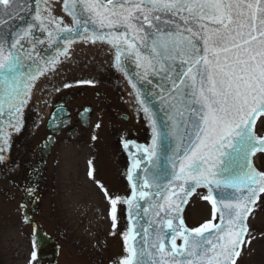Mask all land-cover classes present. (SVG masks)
<instances>
[{"label":"snow or ice","instance_id":"snow-or-ice-1","mask_svg":"<svg viewBox=\"0 0 264 264\" xmlns=\"http://www.w3.org/2000/svg\"><path fill=\"white\" fill-rule=\"evenodd\" d=\"M31 2L0 0V27L21 21L0 31V161L35 82L77 40L107 43L150 128V143L131 153L130 196L104 189L112 227L119 205L130 221L117 264H237L249 216L264 207V170L253 164L264 154L254 131L264 117V0H63L70 24L50 0ZM193 195L212 218L189 228L182 211Z\"/></svg>","mask_w":264,"mask_h":264},{"label":"flooded vegetation","instance_id":"flooded-vegetation-1","mask_svg":"<svg viewBox=\"0 0 264 264\" xmlns=\"http://www.w3.org/2000/svg\"><path fill=\"white\" fill-rule=\"evenodd\" d=\"M101 81L80 87L77 81L66 80L73 86L63 87L65 82H62L52 91L40 125L30 131V141L27 137L17 148L13 171L5 180L8 186L0 187V197L12 203L16 212L14 220L22 223L28 234L30 264H41L37 255L35 261L30 260L35 251L33 223L58 244L56 258L43 263L65 264L67 250L62 239L76 236L66 227L70 218L79 215L87 225L92 219L103 217L107 203L110 207L104 189L118 195L123 191L118 178L117 138L123 131L131 130L122 125L129 120L130 114L121 111L127 108L126 105L114 89L103 83V79ZM85 108H91V111L86 126H83L79 115ZM98 110L101 120L95 116ZM53 113L56 135H52L47 126ZM97 124L100 125L98 128ZM64 148H72L75 158H67L63 154ZM79 195L81 203L78 205L76 198ZM103 198L106 204L102 209Z\"/></svg>","mask_w":264,"mask_h":264},{"label":"rangeland","instance_id":"rangeland-1","mask_svg":"<svg viewBox=\"0 0 264 264\" xmlns=\"http://www.w3.org/2000/svg\"><path fill=\"white\" fill-rule=\"evenodd\" d=\"M77 79L84 80L81 77ZM83 84L85 83H81L80 87L85 86ZM115 88L117 91H121L118 86H115ZM98 106L100 107V105ZM42 110L40 108L36 114L37 125L41 123ZM121 111L126 112L124 109H121ZM95 116L98 118L96 114ZM130 124L131 120H128L125 125ZM263 129L264 124L260 123L259 130L262 131ZM63 154L71 159H74L76 155L72 148H64ZM69 160L67 159V162ZM257 164L261 171L264 170V154L258 157ZM5 179L8 178L0 177V186L6 184ZM80 197L79 195L76 198V204L78 205L81 203ZM105 204L106 200L101 199L102 209ZM108 210L107 203L106 211ZM15 213V207L12 203L0 200V264H30L29 237L22 223L14 220ZM185 216L189 226H199L212 218L211 208L208 202L200 196H196L190 202ZM82 220V217L75 215L67 223L66 227L69 232L74 233L76 236L62 239L65 242V248H68L65 258L66 264H107L120 256L122 247L118 220L115 228L112 227L110 216L106 214L103 217L92 219L87 225ZM250 224L251 243L246 245L238 264H264V207L256 208Z\"/></svg>","mask_w":264,"mask_h":264},{"label":"water","instance_id":"water-1","mask_svg":"<svg viewBox=\"0 0 264 264\" xmlns=\"http://www.w3.org/2000/svg\"><path fill=\"white\" fill-rule=\"evenodd\" d=\"M50 3L53 5L54 8V14L57 16H61L64 18L66 23H71L70 17L67 16V14L63 10V0H50ZM31 7L34 10V0L31 2ZM20 15H24L26 18L28 17V14L24 11L20 12ZM21 21L14 20L9 21V24L6 26L0 27V31H3L5 28L12 27L13 25L20 24ZM54 50H48L45 54L51 55L53 54ZM71 52V58L68 60H63L62 63L57 65V68L55 71H49L46 73V75L40 77L36 82L35 86L32 89L30 99L28 100V103L23 108L22 111V127L19 132L11 131V138L9 141V146L7 147L6 151L3 153L4 160L0 161V167L2 168H9L10 162H11V151L12 147L14 145V142L17 140V138L20 136V134L23 132V130L26 128V126L29 124L32 116L36 113V111L39 109L42 100L44 96L46 95L47 91L50 89L51 85L57 81L60 77L67 75V74H74L79 72H91V71H101L110 74L117 85L125 92L127 93V96L131 99L133 102V105L135 107V100L133 96L130 95V93L133 91L130 84L128 83L127 79L121 73L116 69L114 66V49L111 48L110 45L107 43H101L97 42L96 44H86L79 40H77L70 50ZM136 109V107H135ZM142 119V122L145 127V134L143 138L141 139H134V138H124L121 140V148L125 157V171H124V179L126 182V195H124L122 198L128 197L131 194L132 188L131 183L127 179V170L131 166V153L135 152V144H148L150 143V128L147 124V121L145 120L143 113H139ZM264 117H258L256 121L257 122ZM254 131L256 132V126ZM257 136H264V132L262 134H257ZM126 142H130L131 146L129 148H125L124 144ZM262 153L257 152L255 156L253 157V164L257 168L258 171H261L258 167V165L255 163V158L258 155H261ZM199 192H203L206 194V189H198ZM189 198L188 203L183 206L182 211V217L185 221V210L187 208V205L191 201V199L194 197ZM254 211V210H253ZM121 213H122V219L124 223L125 231L130 226V221L127 216V206L121 205ZM251 215L249 216L250 219ZM249 219H248V226H249ZM218 222V221H217ZM185 226L189 227L185 221ZM190 228V227H189ZM33 235L36 242V248L37 252L39 254L40 259H42L43 256H50L53 255V253L56 252L57 245L56 243L49 238L48 235H46L42 230L37 229L35 225H33ZM141 237H137V241H140ZM177 243H182L181 240H177Z\"/></svg>","mask_w":264,"mask_h":264},{"label":"bare ground","instance_id":"bare-ground-1","mask_svg":"<svg viewBox=\"0 0 264 264\" xmlns=\"http://www.w3.org/2000/svg\"><path fill=\"white\" fill-rule=\"evenodd\" d=\"M126 92V91H125ZM127 94V93H126Z\"/></svg>","mask_w":264,"mask_h":264}]
</instances>
